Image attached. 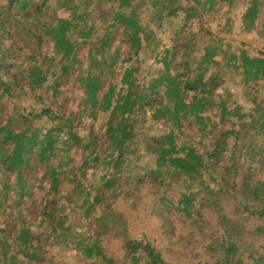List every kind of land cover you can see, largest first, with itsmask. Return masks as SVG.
<instances>
[{
	"label": "trees",
	"instance_id": "obj_1",
	"mask_svg": "<svg viewBox=\"0 0 264 264\" xmlns=\"http://www.w3.org/2000/svg\"><path fill=\"white\" fill-rule=\"evenodd\" d=\"M48 1L0 0V30L9 44L7 61L14 58L11 48L18 41L31 60L26 70L0 62L4 68L0 95L11 99L27 95L26 87L32 91L39 87L49 100L36 112L32 107L29 112L12 115V126L11 118L8 124L0 122V264L15 263L20 256L22 260L35 259L36 254L46 253L43 245L63 242L62 230L71 229L64 224L65 204L86 203L91 195L93 201L84 211L87 214L97 206L99 216L89 220L91 232L72 236H79L75 246L83 247L85 258H96V264L108 263L99 239L106 230H123L124 214L113 203L119 198H137L143 188L152 195L174 193L169 197L171 209L180 212L179 217L191 216L198 227L204 224L202 210L212 212L216 230L205 249L217 259L214 264H241L245 259L264 264V225L251 227L249 223L264 219V178H259L264 174V57L250 55L206 27L200 6L212 5L213 0H79L71 6L73 11L66 8L70 9L67 16L57 18L47 11ZM260 12L264 13L262 0H246L243 16L250 19V30L255 28ZM88 13H93L94 26L80 21ZM141 14L148 19L142 20ZM170 18L181 24L173 31V43L160 47L161 55L156 54L162 70L148 87L139 81L135 94L142 101L140 107L147 109L141 122L149 117L154 124L168 114L174 130L204 134L201 142L182 141L180 148L172 146L173 131L167 137L142 133L134 114L135 94L126 102L123 94L114 92L119 85H131L134 72L130 63L141 58L143 47ZM99 26L100 31L91 35V28ZM86 37L92 45L83 42ZM43 43L46 51L40 50ZM199 43L204 44L203 51ZM234 51L239 54L232 55ZM120 64L123 70H119ZM54 69L58 73L49 82L47 75ZM64 78L72 79L70 85ZM165 80L169 83L162 90ZM229 82L244 85L238 91L244 109L223 104L221 95ZM79 90L88 101L84 103L87 107L83 106L85 115L93 108V116L97 111L108 114L101 136L92 131V137L88 132L81 134L86 129V122L78 117L81 111L70 116L66 110ZM13 109L18 111L16 106ZM37 118H46L42 126L33 125ZM23 126L31 132L22 131ZM142 140H146L144 148L139 145ZM133 151L139 158L146 154L147 160L132 163ZM80 154L82 161L69 169ZM38 168L45 170L40 183L46 191L35 205L34 172ZM25 172L31 174L25 176ZM99 174L103 195L95 185L86 188L82 184V178ZM64 184H71L65 197ZM225 191L233 201L232 212L221 204ZM110 197L113 202L100 209L104 198ZM30 214L33 219H46V230L36 232ZM122 235L126 256L140 255L146 264H169L149 242L131 239L125 232ZM249 238L262 241L255 243Z\"/></svg>",
	"mask_w": 264,
	"mask_h": 264
},
{
	"label": "rangeland",
	"instance_id": "obj_2",
	"mask_svg": "<svg viewBox=\"0 0 264 264\" xmlns=\"http://www.w3.org/2000/svg\"><path fill=\"white\" fill-rule=\"evenodd\" d=\"M3 1V0H2ZM79 0H73L72 3H68V0H59V3L54 4L53 1H48L47 11L53 14L54 18L60 16H67L70 9L73 11L71 6L78 4ZM33 4L35 2H39V0H31ZM264 3V0H262ZM246 6V0H213L212 5L206 4L204 7L200 6V11L202 14V21L206 23V27L213 31L220 33L222 36L226 37V42H231L234 45H238L241 48L248 51L250 55L264 57V13L260 12L259 19H256L255 28L249 29L250 19L248 17L243 16V11ZM206 10V11H205ZM93 16V13L91 14ZM88 13L87 18H80V21L87 22L88 26H94L93 22L95 18L91 17ZM142 20L148 19V16L145 14L140 15ZM181 24V23H180ZM177 23V19L170 18L165 21L162 28L156 30L155 38L148 42L145 47L142 49V55L140 59H134L132 63H130V67L133 70V74L131 76V85H119L114 88V92L117 94H123V100L127 102L132 101L133 95L135 94L137 88V83L140 81H144L148 87L157 78L159 75L160 70H162V63L158 61L157 55L160 54V50L168 45L173 43L172 36H174V29L180 26ZM178 25V26H177ZM103 26V25H102ZM177 26V27H176ZM33 27V26H31ZM91 35L94 32L100 31V26L97 28H91ZM90 35V36H91ZM0 62H6V50L8 41L4 38V34L0 30ZM89 36V34L87 35ZM47 39H50L49 35ZM85 44L92 45L93 41L90 37H86L83 41ZM81 43V47L84 45ZM7 44V45H6ZM161 44H164L161 46ZM46 44L43 43L40 50H45ZM203 43H199V48L203 51ZM35 47V45H33ZM85 49H83L84 51ZM11 51L15 52L13 59L7 61V64H13V66H17L20 68H24L26 70V66L29 65L31 62L30 58H28L26 49L23 48L21 42L18 41L17 45L11 48ZM30 53H34V51H30ZM48 54H51L49 50ZM239 52L234 51L232 55H238ZM41 58V56L39 57ZM160 58V57H159ZM46 65V64H44ZM121 64L118 66L121 68ZM119 70H123V67ZM182 71V70H181ZM183 72V71H182ZM4 68H0V74L3 75ZM57 69L54 71H50L48 73V81L52 79L55 75H57ZM54 74V75H53ZM209 73L206 75L208 77ZM66 80L67 85H70L71 78H64ZM74 83V81H73ZM79 83V82H78ZM169 83V81H164L161 84L162 90H165V87ZM242 83V80H241ZM50 84V83H49ZM176 84L179 86L180 78L176 80ZM66 85V86H67ZM142 84H140L141 86ZM65 85L62 88H66ZM244 88V85H240ZM240 86L229 82L226 84L227 90H224L222 93V100H224V105L227 107L230 104L238 107L239 109L245 108V103L241 101V96L238 93ZM140 89V88H139ZM25 91H27V95H17V97H11L8 99L7 96L0 95V122L1 124H5L4 122L8 121V118H11L10 125L14 124L15 121L12 115H16L19 111H26L29 112L32 107L36 112L41 107L40 106H47L48 105V98L44 95V89H39V87H35V91H32L29 87H26ZM139 92V90H138ZM220 92V91H219ZM128 93V95L126 94ZM239 95V96H238ZM134 97L137 98L136 94ZM75 98L70 104L67 106L66 110L69 111L70 116H73L75 112L81 111L78 117L82 119V121L86 125V129L81 130V134H86L88 132V136H91L90 131L94 134H99L101 136L104 133V128L106 125L107 120V113L97 111L96 115L93 116L92 113L94 112V108L91 109L89 115H85V107L84 103H87V98H85V94L82 93L81 90L76 92L73 95ZM137 98L136 106L134 109V114L138 116L140 120V131L146 135H159L163 137H167L168 134L173 131V143L172 146L180 148V144L182 141H194V142H201L204 140V134L198 132H190L184 130L183 132L181 129H173V123L170 120L168 114L165 115V120H159L155 122L153 119L148 117L147 122L142 121V114L147 111L145 108H141L142 101H139ZM138 102V103H137ZM17 107L13 109L14 106ZM4 105V107H1ZM84 106V108H83ZM264 108V106H262ZM16 113V114H15ZM168 119V121H167ZM46 118H37L34 119L33 124L35 126H42L45 122ZM21 122V120H20ZM19 122V123H20ZM166 122V123H165ZM17 123L14 127L18 126ZM91 123V124H90ZM210 125L208 126V128ZM28 128L23 126L22 131L29 134ZM89 129V131H88ZM21 131V130H20ZM3 135V132H1ZM92 137V136H91ZM64 138V137H63ZM256 138V143H257ZM62 141H64L62 139ZM207 143V142H203ZM141 148L146 146V140H142L139 143ZM145 154V153H143ZM131 161L132 163H136L137 160H147V155L145 154L139 158L138 154L133 151L131 152ZM83 159V156L80 154L74 160L73 166L69 169H74L76 165L79 164ZM59 157L57 156L54 161L55 164L58 163ZM68 169V172H69ZM45 170L43 168H38L34 173L35 178V188H34V199L36 200L35 205L40 203L41 199L43 198L46 186L43 183H40V177H42ZM31 173L25 172V176ZM126 175V174H125ZM101 175L96 176H88L87 178H82V184L86 188L93 187L95 185L98 189V192L103 195V184L101 180ZM258 177V176H257ZM259 178H264V174L260 175ZM12 181V178L9 179ZM15 188L18 187V184L15 182L13 185ZM71 184H64V195L66 196ZM95 191V188H94ZM103 191V192H102ZM174 193L166 192V194H156L152 195L151 192L147 188H143L139 191V197L137 198H130V199H123L119 198L114 201L113 207L117 209V211L122 212L124 214L121 223L123 224V230L120 232V229L115 228L114 230H106V234L99 239V245L103 250L105 249L107 255L106 264H146L144 258L140 255L135 256H126L125 251L122 249V244L124 241V236L122 235L123 232L126 233L128 237L131 239L141 240L143 242H149L152 246H154L158 251H160L163 259L168 262L169 264H214L216 263L217 259H214L211 256L209 250L205 249V245L209 242L210 238L215 235V217L213 216L212 212L208 210H202L204 224L202 227H198L197 225L191 222V216L182 215L180 212L176 211L172 208V204H169V197H173ZM94 195L89 196L85 201L81 204L74 205L70 203L65 204V210L62 212L65 215L64 224L69 225L71 229L62 230L65 233L63 238V242L56 243L52 242L51 244L43 245V249L46 251L45 254L40 253L34 256L35 259H26L22 260V257H17L15 263L10 264H96V258L94 259H87L83 255V247L82 246H75L76 241H78V237L75 238L72 235L78 234L80 232L86 231L91 232L90 226L88 224L89 220H93L94 218H98L99 216V209L97 210V206L95 209L86 214L85 208L88 206L89 203L93 201ZM221 204L223 207L232 212L233 209V201L231 196L225 191L220 196ZM110 202V203H108ZM113 202L112 198L110 197L109 200L104 198L103 203L100 204L99 208L101 209L105 204H111ZM28 206V205H23ZM22 206V207H23ZM24 215L26 211L23 209ZM31 216V214H30ZM121 219V218H120ZM183 220V221H182ZM186 220V221H184ZM110 221V220H108ZM264 219L255 218L249 221L251 227H255L259 224L264 225ZM31 222H33L34 230H46V226L44 225L46 219L39 220L33 219L31 216ZM58 229V228H57ZM68 230V232L66 231ZM71 232V234H69ZM94 232V231H93ZM264 232L262 233V236ZM89 240V239H87ZM255 243H259L262 239H252L249 238ZM84 243H86L84 241ZM87 244V243H86ZM14 247L17 248V245L14 244ZM97 248H93V252H96ZM43 257H50V261H45ZM100 259V257H98ZM245 259V258H244ZM103 260V259H102ZM109 260V261H108ZM241 264H252L248 260H244Z\"/></svg>",
	"mask_w": 264,
	"mask_h": 264
}]
</instances>
